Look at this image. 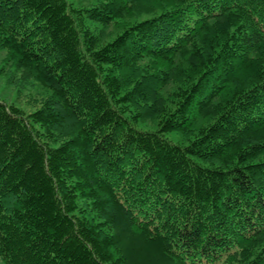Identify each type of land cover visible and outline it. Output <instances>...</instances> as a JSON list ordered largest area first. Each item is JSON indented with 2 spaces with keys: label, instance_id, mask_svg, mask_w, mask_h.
Wrapping results in <instances>:
<instances>
[{
  "label": "trees",
  "instance_id": "16d2710c",
  "mask_svg": "<svg viewBox=\"0 0 264 264\" xmlns=\"http://www.w3.org/2000/svg\"><path fill=\"white\" fill-rule=\"evenodd\" d=\"M140 1L171 3L103 44L90 22ZM263 45L264 0H0V47L52 90L29 116L0 100V257L128 264L108 227L120 218L173 264H264ZM189 46L191 80L157 128L138 126L169 81L151 61ZM240 74L248 85L212 121L187 143L170 136Z\"/></svg>",
  "mask_w": 264,
  "mask_h": 264
},
{
  "label": "rangeland",
  "instance_id": "374dc122",
  "mask_svg": "<svg viewBox=\"0 0 264 264\" xmlns=\"http://www.w3.org/2000/svg\"><path fill=\"white\" fill-rule=\"evenodd\" d=\"M71 1L80 6H89L101 0ZM170 3L169 1H140L109 24L97 22H90V24L99 33L101 42L104 44L112 40L125 26L135 21L157 15ZM221 24H213L208 32L209 35L211 36L217 33L221 29ZM206 35L207 32L203 33L198 41L204 43ZM187 49V51L177 55L171 61H151L152 65L157 67L159 73L167 74L169 81L159 93L155 92L152 95V105L146 107L145 112H143L138 122V126L145 129L157 128L164 111L177 101L179 85H185L187 81L191 80L194 70V63L191 62L194 60L191 55V49L193 48L190 49L189 46ZM251 58L259 67H262V64H264V45L261 49L256 50ZM190 66L193 67V70ZM239 76L231 77L227 88L215 96L209 106L201 111L194 121L192 130L173 133L170 136L176 141L187 143L198 130L214 119L233 91L248 85L246 76L243 74ZM51 97L52 90L48 86L37 79L29 68L19 64L9 50L0 47V100L21 109L25 115L29 116ZM89 201L92 215L95 217L100 216L104 219V212L99 211V207L96 203L92 202L93 200L90 199ZM81 202L86 205L88 200L81 199ZM91 204L94 206H91ZM118 219L119 222L115 223V226L109 225L108 227L117 235L116 251L122 252L127 257L128 264H173L174 260L160 248L159 242L147 244L142 231L125 223L122 219ZM254 247L255 243H252L248 247V251H252ZM0 264L7 263L0 257Z\"/></svg>",
  "mask_w": 264,
  "mask_h": 264
}]
</instances>
